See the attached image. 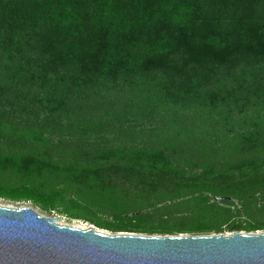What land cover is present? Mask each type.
<instances>
[{"label":"trees","instance_id":"1","mask_svg":"<svg viewBox=\"0 0 264 264\" xmlns=\"http://www.w3.org/2000/svg\"><path fill=\"white\" fill-rule=\"evenodd\" d=\"M39 1L0 0V198L114 234L264 231V0Z\"/></svg>","mask_w":264,"mask_h":264},{"label":"water","instance_id":"2","mask_svg":"<svg viewBox=\"0 0 264 264\" xmlns=\"http://www.w3.org/2000/svg\"><path fill=\"white\" fill-rule=\"evenodd\" d=\"M58 222L29 206H0V264H264V232L110 235Z\"/></svg>","mask_w":264,"mask_h":264},{"label":"rangeland","instance_id":"3","mask_svg":"<svg viewBox=\"0 0 264 264\" xmlns=\"http://www.w3.org/2000/svg\"><path fill=\"white\" fill-rule=\"evenodd\" d=\"M220 1L221 0H201V2L203 4V9H205L208 12H211L212 14L216 15L217 17H219L220 13L222 11H224L221 8ZM33 2L35 3V1H33ZM39 2L42 3V0H40ZM257 10L264 12V6L259 7ZM0 206L10 207V208H19V207H22V206H29V207H32V208L36 209L38 212H40L44 216L52 217V218L53 217L58 218L59 219V222L58 223L60 225L72 226V227L80 228V229H86V228H88L90 226H93V225H90V224L85 223L83 221L69 220L68 218L63 217V216L47 215L45 213H42L39 209L33 207L31 203H27V204L26 203L25 204H14V203H11L9 201H5V200H3V199L0 198ZM236 207L241 208V205L237 201H236ZM180 215H182V214L176 215L177 216V219L170 220L171 225H173V226H175L177 228H181L182 227V225L184 223L182 222L181 219H179V218H181V217H179ZM247 220H248V216L245 213H234L233 215H231L230 221H228L227 223L223 222V228L226 229V228H228V225L230 223H234V222H238V221H245L247 223ZM96 229L98 231L103 232V233H106V234H110V235H113L114 234V233L109 232V231H106V230H101V229H98V228H96ZM262 232H264V231H257V232H253V233H245V232H241V233H245V234H257V233H262ZM232 234L233 233L225 232L222 235H232ZM181 235L186 236V235H189V234H181ZM211 235H215V234H211ZM146 236H148V235H146Z\"/></svg>","mask_w":264,"mask_h":264},{"label":"bare ground","instance_id":"4","mask_svg":"<svg viewBox=\"0 0 264 264\" xmlns=\"http://www.w3.org/2000/svg\"><path fill=\"white\" fill-rule=\"evenodd\" d=\"M80 229V228H79Z\"/></svg>","mask_w":264,"mask_h":264}]
</instances>
